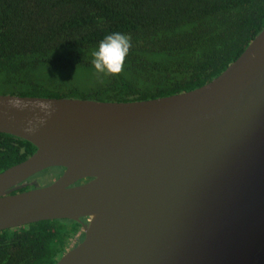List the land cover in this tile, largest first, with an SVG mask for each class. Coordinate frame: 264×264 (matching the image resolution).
<instances>
[{
  "label": "water",
  "instance_id": "95a60500",
  "mask_svg": "<svg viewBox=\"0 0 264 264\" xmlns=\"http://www.w3.org/2000/svg\"><path fill=\"white\" fill-rule=\"evenodd\" d=\"M0 133L36 147L0 172V231L82 225L55 264H264V28L187 92L129 102L0 94ZM51 167L63 170L49 185L13 192Z\"/></svg>",
  "mask_w": 264,
  "mask_h": 264
},
{
  "label": "trees",
  "instance_id": "16d2710c",
  "mask_svg": "<svg viewBox=\"0 0 264 264\" xmlns=\"http://www.w3.org/2000/svg\"><path fill=\"white\" fill-rule=\"evenodd\" d=\"M263 28L264 0H0V94L129 102L187 92L220 75ZM116 31L131 38L124 67L96 73L90 52ZM35 150L0 133V172ZM62 170L13 192L49 185ZM79 230L69 219L2 230L0 264H55Z\"/></svg>",
  "mask_w": 264,
  "mask_h": 264
},
{
  "label": "clouds",
  "instance_id": "9594fccd",
  "mask_svg": "<svg viewBox=\"0 0 264 264\" xmlns=\"http://www.w3.org/2000/svg\"><path fill=\"white\" fill-rule=\"evenodd\" d=\"M130 47L131 38L129 35L119 31L105 34L90 52L92 68L100 74H118L124 67L125 57L128 55ZM9 103L14 108L20 106L18 100H10ZM39 109L45 117L52 111L51 105L47 103H41ZM37 123L43 124L44 118H38ZM29 125L26 130L32 131L35 125L31 121H29Z\"/></svg>",
  "mask_w": 264,
  "mask_h": 264
},
{
  "label": "flooded vegetation",
  "instance_id": "af4514ba",
  "mask_svg": "<svg viewBox=\"0 0 264 264\" xmlns=\"http://www.w3.org/2000/svg\"><path fill=\"white\" fill-rule=\"evenodd\" d=\"M82 221L84 222V221H86L85 219H82ZM80 223V222H79ZM81 234H82V225L80 224V230H79V232L76 234V235H74V237L72 238V240H71V242H70V244H69V247H68V249H70L71 247H73V246H75L78 242H79V240H80V238H81ZM67 249V250H68Z\"/></svg>",
  "mask_w": 264,
  "mask_h": 264
}]
</instances>
